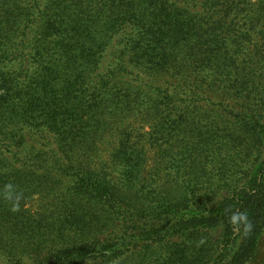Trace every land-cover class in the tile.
<instances>
[{
    "label": "trees",
    "instance_id": "trees-1",
    "mask_svg": "<svg viewBox=\"0 0 264 264\" xmlns=\"http://www.w3.org/2000/svg\"><path fill=\"white\" fill-rule=\"evenodd\" d=\"M251 1L0 0L1 262L255 258L264 116L232 105L220 116L208 105L251 88L255 71L237 57L264 31L254 23L264 5L252 12ZM129 64L167 81L147 94L120 92L113 79ZM134 121L148 125L144 144ZM41 132L52 138L45 152L29 138ZM106 136L115 145L103 161L96 144ZM208 184L217 185L210 196ZM239 215L246 219L233 223Z\"/></svg>",
    "mask_w": 264,
    "mask_h": 264
},
{
    "label": "rangeland",
    "instance_id": "rangeland-1",
    "mask_svg": "<svg viewBox=\"0 0 264 264\" xmlns=\"http://www.w3.org/2000/svg\"><path fill=\"white\" fill-rule=\"evenodd\" d=\"M264 0H252L250 2V7L253 12V8H257L258 6H263ZM253 7V8H252ZM254 23L257 25L264 24V19L254 18ZM246 46L238 49L242 54H238V61L240 62L242 59H245V63L250 65L255 71V75L249 76L248 93H246V88L241 91L242 98L228 97L224 96L223 98L217 97L216 99L213 97L211 102H208V105L214 107L217 110V115L223 116L226 115V112L230 110V106L232 105L234 110L238 111H248L254 110L256 113H261L264 116V31L261 29H257L256 32L252 33L251 37L247 40ZM109 58L104 57L103 63L108 62ZM106 66V63L104 64ZM124 76L123 80L120 78ZM115 82V87L120 92L125 91L130 94H147L150 93L155 88L166 83V78H156V76H151L143 74L142 71H138L133 68L130 64L128 65V69L125 74H120L113 79ZM97 83V82H96ZM216 91H220V89H215ZM225 93L220 92L219 95H223ZM245 97H250V99H256L257 106L251 105L254 100L251 101V104H247L249 102ZM236 99V100H235ZM255 103V102H254ZM134 129V139L140 141L141 144L146 143L147 139L145 138V134L148 132V125H146L143 121H134L133 122ZM142 129V130H140ZM29 138L31 142L36 147L42 149L41 152H45L47 149V145L53 147L51 136L45 135L43 132L41 133H31ZM150 145L148 146V163H152L153 159L156 158V149L154 148L157 144L153 139L149 140ZM96 154L103 161L108 160L109 155L112 153L115 145V141H113L112 137H104L101 141L96 144ZM113 175H116L113 172ZM44 183L48 185L49 178H44L41 180L40 184ZM220 185V184H219ZM209 193L217 191V185L208 184L207 190ZM43 196V194H41ZM42 201L41 197L35 196L34 198L27 201V206L36 210L40 207ZM0 264H4L0 260ZM248 264H264V228L262 230L261 236L259 238V243L256 251L255 258Z\"/></svg>",
    "mask_w": 264,
    "mask_h": 264
},
{
    "label": "clouds",
    "instance_id": "clouds-1",
    "mask_svg": "<svg viewBox=\"0 0 264 264\" xmlns=\"http://www.w3.org/2000/svg\"><path fill=\"white\" fill-rule=\"evenodd\" d=\"M244 219H246V217H244L243 215L233 216V217H232V221H233V223H236L238 220L242 221V220H244Z\"/></svg>",
    "mask_w": 264,
    "mask_h": 264
}]
</instances>
